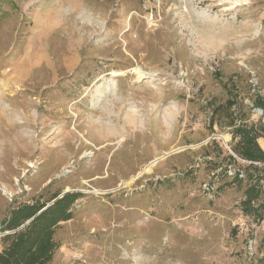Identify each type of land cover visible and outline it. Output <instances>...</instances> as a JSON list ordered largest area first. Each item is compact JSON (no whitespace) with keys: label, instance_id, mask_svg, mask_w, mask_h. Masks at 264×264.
<instances>
[{"label":"rangeland","instance_id":"1","mask_svg":"<svg viewBox=\"0 0 264 264\" xmlns=\"http://www.w3.org/2000/svg\"><path fill=\"white\" fill-rule=\"evenodd\" d=\"M258 98L264 0H0V206L82 194L51 264H253Z\"/></svg>","mask_w":264,"mask_h":264},{"label":"trees","instance_id":"2","mask_svg":"<svg viewBox=\"0 0 264 264\" xmlns=\"http://www.w3.org/2000/svg\"><path fill=\"white\" fill-rule=\"evenodd\" d=\"M229 105H235L229 101ZM254 107L264 113V99L258 98ZM233 154L228 155L231 163L241 159L242 168L230 174L231 183L245 185L241 209L246 216L257 220L264 219V149L259 139L264 137V124L259 127L247 124H232ZM215 144V142H214ZM237 158H236V157ZM212 190L213 186H211ZM55 194L47 202L22 204L14 208L3 224L0 238V264H51L58 243L55 241L56 229L61 223L74 217V205L83 196L81 193L68 192L61 198ZM54 200H56L52 205ZM43 210V211H42ZM42 211V212H41ZM41 212V213H40ZM264 248V242H263ZM253 264H264V256Z\"/></svg>","mask_w":264,"mask_h":264},{"label":"crops","instance_id":"3","mask_svg":"<svg viewBox=\"0 0 264 264\" xmlns=\"http://www.w3.org/2000/svg\"><path fill=\"white\" fill-rule=\"evenodd\" d=\"M1 205V204H0ZM6 206L5 207H3V206H0V215H2L3 217H4V221H3V224H4V222H5V220L9 217V215H10V212L14 209H9V211H6ZM8 212V213H7ZM3 214H6L5 216L3 215Z\"/></svg>","mask_w":264,"mask_h":264},{"label":"built area","instance_id":"4","mask_svg":"<svg viewBox=\"0 0 264 264\" xmlns=\"http://www.w3.org/2000/svg\"><path fill=\"white\" fill-rule=\"evenodd\" d=\"M258 110H260V109H258ZM260 112L263 113L262 110H260ZM231 173H232V172H231ZM206 189H207L208 191H210V193H212V188H211V186H210V187L206 186ZM4 234H5V233H0V238H1Z\"/></svg>","mask_w":264,"mask_h":264},{"label":"water","instance_id":"5","mask_svg":"<svg viewBox=\"0 0 264 264\" xmlns=\"http://www.w3.org/2000/svg\"><path fill=\"white\" fill-rule=\"evenodd\" d=\"M68 192H70V191L64 192L62 195L59 196V198H61L64 194H66V193H68ZM55 201H56V200H54V201H53L51 204H49V205H52ZM42 211H43V210H42ZM42 211H41V212H42ZM41 212H40V213H41Z\"/></svg>","mask_w":264,"mask_h":264},{"label":"bare ground","instance_id":"6","mask_svg":"<svg viewBox=\"0 0 264 264\" xmlns=\"http://www.w3.org/2000/svg\"><path fill=\"white\" fill-rule=\"evenodd\" d=\"M116 76V75H115ZM91 154V153H90ZM5 193H9L8 190L6 188H4L3 190Z\"/></svg>","mask_w":264,"mask_h":264}]
</instances>
